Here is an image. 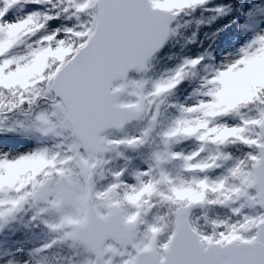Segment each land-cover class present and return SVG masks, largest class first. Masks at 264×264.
Segmentation results:
<instances>
[{"label": "snow or ice", "instance_id": "6c2138e0", "mask_svg": "<svg viewBox=\"0 0 264 264\" xmlns=\"http://www.w3.org/2000/svg\"><path fill=\"white\" fill-rule=\"evenodd\" d=\"M207 2L187 0L177 16ZM154 4L0 0V134L37 145L0 152V227L26 208L32 221L47 215L56 239L39 251L68 243L83 249L82 264H264V35L204 79L195 103L169 105L203 57L147 92V81L126 80L175 33ZM61 19L72 23L46 31ZM144 120L138 136L100 135ZM121 147L149 148L130 181L105 167Z\"/></svg>", "mask_w": 264, "mask_h": 264}, {"label": "trees", "instance_id": "16d2710c", "mask_svg": "<svg viewBox=\"0 0 264 264\" xmlns=\"http://www.w3.org/2000/svg\"><path fill=\"white\" fill-rule=\"evenodd\" d=\"M264 1V0H261ZM250 0H208L207 3L197 6L193 9H187L178 15L177 21L172 25L171 29H175V33L169 37L163 49L153 57L147 65L143 74L131 73L127 80L147 81L144 91H150L152 84L156 82V78L164 70H171L175 73L186 58L191 54H201L203 58L212 57L217 48L235 45L238 38L243 37L245 27L240 26L243 22L252 25H258L263 20L264 15L259 14V8H255ZM23 7V6H21ZM227 8L228 13H218L216 9ZM20 10V8L18 7ZM27 11H39L41 14L48 10V6H27ZM49 14H52L49 11ZM71 21H50L47 28H55L62 24L71 25ZM253 28V27H252ZM172 34V33H171ZM40 35V34H38ZM233 45V46H234ZM232 46V47H233ZM200 67L190 69L182 82L167 95V103L169 105H180L185 95L191 93L197 84V73ZM121 99L127 100V96ZM176 115V110L169 107L164 111L163 124L166 125L168 120ZM139 123L126 127L123 131V138H128L127 131L131 129V137L140 134ZM109 134H116L111 133ZM0 143L9 145H23L29 143L32 148L36 147L34 140L28 136H21L19 133H3L0 134ZM120 156L116 152L104 154V159L110 161L105 167L106 169L120 170L126 169L125 179L130 180L131 173L138 171L139 168L147 166V158L149 148H141L137 150L126 149L121 147L118 149ZM23 226L24 222L20 221ZM24 227V226H23ZM25 229V228H24ZM29 232H25L22 227L10 225L2 226L0 230V243H2L10 252L17 249L24 238H28ZM47 243L48 240L46 241ZM80 252L77 259L71 260L68 249L63 245L52 247L47 252L34 253L29 250V254L36 259L39 264H82L85 253L79 248ZM83 252V254H82ZM82 254V256L80 255Z\"/></svg>", "mask_w": 264, "mask_h": 264}, {"label": "rangeland", "instance_id": "374dc122", "mask_svg": "<svg viewBox=\"0 0 264 264\" xmlns=\"http://www.w3.org/2000/svg\"><path fill=\"white\" fill-rule=\"evenodd\" d=\"M253 2V6L255 8H259L260 13L264 15V1L261 0H250ZM223 11L221 13H228L227 8H221ZM16 15L22 16L23 13L17 8L16 10ZM11 15V14H10ZM240 26L245 27V32L244 36L241 38H238L235 41V45H230L228 47H223V48H217L211 59L209 58H203L201 60V63L197 66L200 67L199 72L197 73V84L196 87L193 89L191 93H188L185 95L183 100L180 102V105H191L195 103L200 97L197 95V92L200 90V86L203 82L204 79L210 78L211 75L217 70L223 67V65L230 61L233 58V55L236 53V51L242 47L244 44L249 42L250 40L254 39L256 36L259 35H264V18L263 20L260 21L258 25H252L250 27L248 24L241 23ZM53 27L47 28L46 31H51ZM177 29V27L175 28ZM173 36V34L170 35ZM37 37H33L32 39H36ZM233 46V47H232ZM23 46L20 48L14 50V53H19L22 52ZM12 53H10L11 55ZM202 57L201 54H191L189 55L186 60H192V59H197ZM260 69H264V64L259 65ZM174 72L171 70L163 71L162 74H159L156 78V81L161 80V79H167L168 77L172 76ZM139 124L137 125L138 129H143L146 126V120L138 122ZM139 130V132H141ZM115 133V132H114ZM123 132H119L114 134H109L103 135L106 139H122L123 137ZM21 135V134H20ZM128 138L131 137V129H128L127 131ZM23 136V135H21ZM194 145L189 142L185 145H180V148H183L185 151L190 150ZM32 149V146L29 143L23 144V145H9V144H2L0 143V152L2 153H8L9 155H14L18 153L25 152L27 150ZM179 150V149H178ZM104 158V157H103ZM138 170H143V168H139ZM126 181H130L129 179H126ZM33 209H25L24 211L18 213L14 219L10 220L7 222L10 225H15L17 224L18 226L22 227L25 232H29L28 238H24L22 240V243L20 246L15 249L14 251H9L2 243H0V264H39L35 258H33L29 254V250H33V252L39 253V252H47L49 249L52 247H60L63 245L66 249H68V254L71 255V260L77 259V256L79 255V247H70L68 243H57L53 245L51 248L39 251L40 249H43L45 245L51 243L53 239H56V233H53L49 231L44 226L43 221L45 220H50L51 218L48 217L47 215L40 216L37 218V220L32 221L30 218L34 214ZM20 221L24 222V227L20 224ZM4 224L3 226L7 225ZM25 228V229H24ZM1 230V227H0ZM48 240L49 243L46 241ZM83 251V249L81 248ZM81 253V252H80ZM83 254V252H82ZM82 254H80L82 256ZM85 259V257H84Z\"/></svg>", "mask_w": 264, "mask_h": 264}, {"label": "clouds", "instance_id": "9594fccd", "mask_svg": "<svg viewBox=\"0 0 264 264\" xmlns=\"http://www.w3.org/2000/svg\"><path fill=\"white\" fill-rule=\"evenodd\" d=\"M187 3V0H155V10L161 16H173L175 19L177 13L182 10ZM261 64H264V60H261Z\"/></svg>", "mask_w": 264, "mask_h": 264}, {"label": "water", "instance_id": "95a60500", "mask_svg": "<svg viewBox=\"0 0 264 264\" xmlns=\"http://www.w3.org/2000/svg\"><path fill=\"white\" fill-rule=\"evenodd\" d=\"M176 19H177V17L172 21V23L170 24V29H171V25L176 21ZM170 35V34H169ZM169 37V36H168ZM167 40H168V38H167ZM167 40L165 41V43L167 42ZM165 43H164V45H165ZM164 45L157 51V52H155L151 57H149V59H148V61L149 60H151L163 47H164ZM147 61V62H148ZM147 62H146V65H147ZM144 71H142V72H137L135 69H131V70H129V72L127 73V75H126V80H127V78H128V76H129V74L130 73H137V74H140V73H143ZM116 84H118L119 83V81H117V82H115ZM135 122H138V121H132V122H130V123H128V124H126L124 127H126L127 125H130L131 123H135ZM124 127L122 128V129H120V130H116V129H114V128H109V129H106L105 131H103L102 133H100V135L102 136V135H104V134H106L107 132H109V131H114V132H120V131H122L123 129H124Z\"/></svg>", "mask_w": 264, "mask_h": 264}]
</instances>
